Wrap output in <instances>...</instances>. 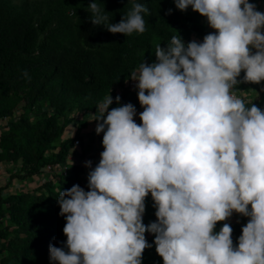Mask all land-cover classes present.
<instances>
[{
	"label": "clouds",
	"instance_id": "9594fccd",
	"mask_svg": "<svg viewBox=\"0 0 264 264\" xmlns=\"http://www.w3.org/2000/svg\"><path fill=\"white\" fill-rule=\"evenodd\" d=\"M174 2L180 11L192 6L215 31L187 45L173 35L155 46L156 62L131 72L142 124L118 95L98 103L92 121L104 151L94 168L85 162L88 191H59L67 241L49 245L51 264H142L153 246L146 232L164 264H264V111L234 90L264 81V13L248 0ZM87 10L93 26L112 34L146 30L142 3L118 23L97 0ZM149 192L157 221L145 226ZM234 212L248 218L238 246L228 223L214 232Z\"/></svg>",
	"mask_w": 264,
	"mask_h": 264
},
{
	"label": "trees",
	"instance_id": "16d2710c",
	"mask_svg": "<svg viewBox=\"0 0 264 264\" xmlns=\"http://www.w3.org/2000/svg\"><path fill=\"white\" fill-rule=\"evenodd\" d=\"M260 1L248 0L254 4ZM90 2L0 0V162L13 166L9 182L15 176L34 180L47 164L54 175L26 192L4 195L5 186L0 185V264H51L49 245L62 247L67 241L63 232L66 220L59 215L57 203L59 191L77 184L89 190L81 164L72 165L66 174L56 166L66 164L75 140L80 139L79 134L65 136L74 118L72 111L95 114L98 103L111 94L120 96L121 104L132 103L143 112L138 93L126 85L131 72L144 61L156 62L155 46L166 47L173 35H180L187 45L193 34L202 43L212 32L202 23L206 17L192 6L180 11L174 0H97L111 23H118L133 2L149 9L144 14V33L112 34L91 24ZM25 70L30 80L25 78ZM245 74L242 70L237 79L242 80ZM118 87H122L120 92ZM243 88L257 92L264 88V81L234 86L239 92ZM252 103L264 111V95ZM117 106L114 100L109 110ZM246 106L250 104L246 102ZM136 123L142 124L140 116ZM99 162L94 161L93 168ZM153 204L149 192L145 226L157 221ZM247 222L248 218L240 215L237 221L217 222L214 232L228 223L233 244L238 246ZM145 238L153 246L144 250L142 264H164L154 234L146 232Z\"/></svg>",
	"mask_w": 264,
	"mask_h": 264
},
{
	"label": "crops",
	"instance_id": "0c3cea01",
	"mask_svg": "<svg viewBox=\"0 0 264 264\" xmlns=\"http://www.w3.org/2000/svg\"><path fill=\"white\" fill-rule=\"evenodd\" d=\"M256 5H257V10H259L261 13H264V0L256 3ZM202 23L206 27L207 30L212 31V32L215 31L209 26L207 18L202 19ZM262 32H264V30H262ZM193 40L198 41V37L195 34L192 35V41ZM253 51L255 50L253 49ZM135 70H138V69H135ZM126 85H128L127 82H126ZM121 90H122V87L117 88V92H120ZM134 90L138 93L137 88H134ZM235 92L238 93L239 91H235ZM240 92L245 94L246 102H249V101L252 102L256 99L262 98V96L264 95V88L257 92L253 91L252 88L248 90L246 88H243L242 90H240ZM136 110H137V114L134 116L135 122L137 121L138 117L140 116L139 114L141 113L140 110L138 109ZM71 114H72V117L74 118L70 126L66 130L65 136L68 137V136H74L76 134H79L82 144L78 146H74L70 150V153L66 159L65 165L70 169L72 165L81 164L84 168L83 178L84 180L87 181L88 180L87 177H88V173L90 169L85 166V162L89 160H91L92 163L96 160L100 161L101 159L100 154L104 151V147L102 144L103 133H101L100 135L96 134V131H95L96 121H92L93 115H94L93 112L73 110ZM12 167L13 166L10 163L0 162V185H2L4 182V179L2 178V176H5L6 172L7 174H9V178H10L11 173L9 170H11ZM17 169H18V166H15V171ZM14 179H15V183L11 182V184L8 186V189H6L7 193L3 192L4 195L10 192H13V191H22V192L31 191L40 186L38 179L21 180L19 177H16V176ZM7 181H8V178H7ZM13 184H15V190L13 189V186H12ZM29 184H31L32 187ZM239 217H240V214L238 215V213L234 212L233 215L225 222L237 221L239 220Z\"/></svg>",
	"mask_w": 264,
	"mask_h": 264
},
{
	"label": "built area",
	"instance_id": "2783aa9c",
	"mask_svg": "<svg viewBox=\"0 0 264 264\" xmlns=\"http://www.w3.org/2000/svg\"><path fill=\"white\" fill-rule=\"evenodd\" d=\"M127 84L130 87L135 88V82L128 80ZM235 94L238 97L245 99V95L243 93L240 94V93L235 92ZM80 144H82V141L80 139H76L75 140V146H78ZM56 166L58 168H60L64 174H66V172L68 171V167L66 165H64L63 163H58ZM53 176L54 175H53L52 166L50 164H47L45 166V168L43 169V171L39 175H35L34 180L38 179L39 183L42 184V183L46 182L47 180L51 179Z\"/></svg>",
	"mask_w": 264,
	"mask_h": 264
},
{
	"label": "rangeland",
	"instance_id": "374dc122",
	"mask_svg": "<svg viewBox=\"0 0 264 264\" xmlns=\"http://www.w3.org/2000/svg\"><path fill=\"white\" fill-rule=\"evenodd\" d=\"M68 137H71V136H68ZM2 178L4 179L3 184L5 185L4 192L7 193V190L6 189H8V186L11 184V181H12V183H15V179L14 180H10V182L7 181V178H9V174H7V172H6V175L5 176H2ZM29 185H31V184H29ZM12 186H13V189L15 190V184H13ZM31 187H32V185H31ZM27 189H28V187H27Z\"/></svg>",
	"mask_w": 264,
	"mask_h": 264
}]
</instances>
